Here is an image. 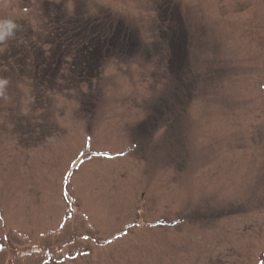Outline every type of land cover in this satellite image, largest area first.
I'll return each mask as SVG.
<instances>
[{"label": "rangeland", "instance_id": "obj_1", "mask_svg": "<svg viewBox=\"0 0 264 264\" xmlns=\"http://www.w3.org/2000/svg\"><path fill=\"white\" fill-rule=\"evenodd\" d=\"M0 37V261L73 213L44 264L264 260V0H0Z\"/></svg>", "mask_w": 264, "mask_h": 264}, {"label": "trees", "instance_id": "obj_2", "mask_svg": "<svg viewBox=\"0 0 264 264\" xmlns=\"http://www.w3.org/2000/svg\"><path fill=\"white\" fill-rule=\"evenodd\" d=\"M87 156L89 157L88 159L92 158L89 154ZM82 220L85 222V219L80 214L74 216L73 213L59 230L48 232L41 236L39 241H37L36 246H32L27 238L13 233L10 236L9 241L13 249H15L16 254L14 253V255H10V258H14L9 260L8 263L7 261L2 260L0 261V264H44L48 259H56L59 255L57 251L59 248L63 247V243L61 246L56 245L61 242V240L57 242L56 239L61 237L64 239L67 237L69 238V243L71 237L72 239L84 236L87 238H95L97 235L96 229L89 226L87 223L83 224L81 222ZM76 248L81 249L79 247ZM68 252H70V250Z\"/></svg>", "mask_w": 264, "mask_h": 264}, {"label": "snow or ice", "instance_id": "obj_3", "mask_svg": "<svg viewBox=\"0 0 264 264\" xmlns=\"http://www.w3.org/2000/svg\"><path fill=\"white\" fill-rule=\"evenodd\" d=\"M61 227H63V225ZM85 239H87V237H85ZM260 264H264V260L260 261Z\"/></svg>", "mask_w": 264, "mask_h": 264}, {"label": "clouds", "instance_id": "obj_4", "mask_svg": "<svg viewBox=\"0 0 264 264\" xmlns=\"http://www.w3.org/2000/svg\"><path fill=\"white\" fill-rule=\"evenodd\" d=\"M0 38H2V37H0Z\"/></svg>", "mask_w": 264, "mask_h": 264}]
</instances>
